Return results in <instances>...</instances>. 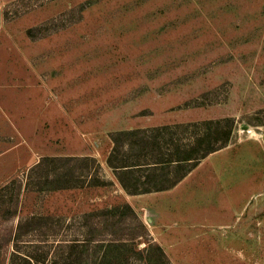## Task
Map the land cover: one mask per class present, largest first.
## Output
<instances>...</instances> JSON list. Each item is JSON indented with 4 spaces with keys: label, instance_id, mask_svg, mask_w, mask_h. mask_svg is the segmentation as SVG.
Wrapping results in <instances>:
<instances>
[{
    "label": "rangeland",
    "instance_id": "374dc122",
    "mask_svg": "<svg viewBox=\"0 0 264 264\" xmlns=\"http://www.w3.org/2000/svg\"><path fill=\"white\" fill-rule=\"evenodd\" d=\"M217 120L232 125L228 145L170 165L167 178L186 172L173 187L131 195L107 164L119 132L172 126L160 135L169 158L178 144L199 152L203 123ZM134 151L122 148L125 162ZM44 156H89L103 170L79 188L23 190L10 226L62 222L48 244L13 245L19 255L144 264L147 240L128 242L129 263L118 251L104 260L109 241L88 246L81 228L85 214L128 203L171 264H264V0H0V188ZM133 170L142 183L150 174Z\"/></svg>",
    "mask_w": 264,
    "mask_h": 264
},
{
    "label": "trees",
    "instance_id": "16d2710c",
    "mask_svg": "<svg viewBox=\"0 0 264 264\" xmlns=\"http://www.w3.org/2000/svg\"><path fill=\"white\" fill-rule=\"evenodd\" d=\"M225 122L229 123L230 121L217 120L204 122L203 124L210 129L212 127L215 129V131L209 129L203 138L201 145L208 139L207 145L198 148L199 152L191 154L182 144H178L176 146V153L170 154L169 158H165L164 156V150L167 147L164 144L165 142L168 143V141H163L160 135L163 131L170 132L173 129L172 126L159 127L152 130L134 129L127 132H119L114 135L115 147L108 158L107 164L113 169L123 188L131 195L161 191L173 187L180 179L186 176V172L177 174L174 172L173 167L171 172L175 173L174 177L167 178L170 165L176 162L178 164L176 171H180L182 164L189 163L190 161L193 163L198 162L209 154L228 145L232 125H230V128L228 127V130L222 131ZM153 132L155 133L151 136ZM216 133L223 135L221 140L213 142L212 138ZM132 138H138V141H131ZM126 145L131 150H137L134 151V155L138 159L135 164L125 162L124 160L128 154H123L122 148ZM186 150H188L187 153L185 152ZM133 169H145L150 174H147L146 181L142 183ZM99 170H103L102 167L97 164L94 158L89 156H44L26 172V175H24L25 179L18 176L6 182L0 188V264H42L47 259L49 251H44L40 255L37 252L19 255L16 251H12L13 245L17 247L18 243L28 235H35L42 239L41 241L47 240L46 243L48 244L57 238V233L60 229L59 224L62 222V219L51 215L32 214L19 218L15 229L13 225H9L11 221L18 217L20 198L23 190L43 188L66 190L79 188L81 187L80 183L87 178L89 180L94 179ZM157 170L164 171L163 176L165 181H155L157 183L153 185L154 181H151L149 176L153 175L151 171ZM128 173L130 176H127ZM156 178L157 176H153L152 179L156 180ZM127 179L131 180L130 183L132 185ZM81 220V228L85 230L84 233L86 234L88 246L101 244L105 240L109 241L108 250L105 251L102 257L104 260L111 253L115 254L118 251L121 255L120 261L129 263L137 258L133 253L138 252V255L144 254V264H171L170 258L164 249L158 243H153L150 240L147 226L135 209L128 203L85 214ZM144 239L149 243L146 250L136 252L138 245L133 247L132 244L128 243H135L137 241V244H139ZM77 244L79 243L70 244V250L71 248L74 250ZM35 248V250L44 249L43 246L37 245H35ZM72 250L69 255L63 258L65 263L68 260L70 261ZM56 261V259H52L51 264H57ZM82 262L83 260L80 261V263Z\"/></svg>",
    "mask_w": 264,
    "mask_h": 264
}]
</instances>
